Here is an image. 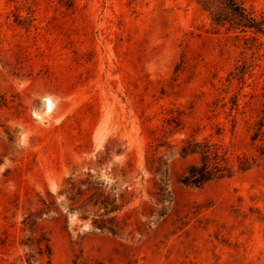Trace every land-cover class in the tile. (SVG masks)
I'll return each mask as SVG.
<instances>
[{"label":"rangeland","instance_id":"1","mask_svg":"<svg viewBox=\"0 0 264 264\" xmlns=\"http://www.w3.org/2000/svg\"><path fill=\"white\" fill-rule=\"evenodd\" d=\"M188 138L234 174L185 184ZM260 148L264 34L200 0H0V264H264Z\"/></svg>","mask_w":264,"mask_h":264},{"label":"trees","instance_id":"2","mask_svg":"<svg viewBox=\"0 0 264 264\" xmlns=\"http://www.w3.org/2000/svg\"><path fill=\"white\" fill-rule=\"evenodd\" d=\"M220 6L213 9L205 0H200L203 6L210 12L212 20L218 25H227L228 29H240L241 31H253L264 34V19H258L248 11L238 0H218ZM258 136H253L255 141ZM183 157L194 156L196 161L191 163L183 174L182 181L187 185L202 186L212 180L230 177L234 174L232 164L221 153L219 148L207 140L188 138L181 148ZM258 159H264V148H260L258 156L253 161L241 159L238 163L240 171L250 169ZM167 180L161 178L158 182L160 198H166Z\"/></svg>","mask_w":264,"mask_h":264},{"label":"bare ground","instance_id":"3","mask_svg":"<svg viewBox=\"0 0 264 264\" xmlns=\"http://www.w3.org/2000/svg\"><path fill=\"white\" fill-rule=\"evenodd\" d=\"M48 107H50V102H48Z\"/></svg>","mask_w":264,"mask_h":264}]
</instances>
